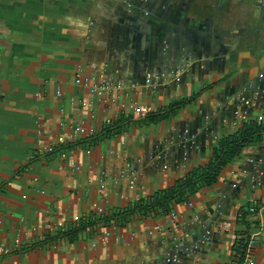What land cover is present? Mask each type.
I'll return each mask as SVG.
<instances>
[{
	"label": "crops",
	"instance_id": "0c3cea01",
	"mask_svg": "<svg viewBox=\"0 0 264 264\" xmlns=\"http://www.w3.org/2000/svg\"><path fill=\"white\" fill-rule=\"evenodd\" d=\"M77 75L120 83L117 105L75 85ZM181 101L169 120L128 123L95 144L108 122L136 121L133 105L155 113ZM237 108L264 115V10L253 0H0V263L228 264L240 235L259 233L252 261L264 264V140L174 220L60 235L208 164L236 131ZM77 126L85 133L70 140ZM250 206L247 229L236 218ZM106 229L119 242L93 247Z\"/></svg>",
	"mask_w": 264,
	"mask_h": 264
},
{
	"label": "trees",
	"instance_id": "16d2710c",
	"mask_svg": "<svg viewBox=\"0 0 264 264\" xmlns=\"http://www.w3.org/2000/svg\"><path fill=\"white\" fill-rule=\"evenodd\" d=\"M189 102L173 103L140 121L120 118L102 128L95 144L116 137L127 127L128 123L147 126L167 121ZM263 140L264 126L258 125L254 121L245 123L240 129L218 141L208 164L194 168L184 178L177 180L172 187L162 189L146 199L134 202L123 210L113 211L100 217L90 214L60 235L68 242H74L78 239V235L86 230L93 232L97 231L98 228H106L113 224L124 226L133 217L158 219L167 216L177 206L187 203L201 190L213 187L223 169L239 158L246 147ZM250 208L251 206L247 210H239L236 218L237 224L245 226L247 229L250 227V222L247 219L248 215L251 214ZM248 238V233L240 235L232 247V257L228 264H243Z\"/></svg>",
	"mask_w": 264,
	"mask_h": 264
},
{
	"label": "built area",
	"instance_id": "2783aa9c",
	"mask_svg": "<svg viewBox=\"0 0 264 264\" xmlns=\"http://www.w3.org/2000/svg\"><path fill=\"white\" fill-rule=\"evenodd\" d=\"M253 2L258 7L264 8V0H253ZM264 10V9H263ZM150 78H148L149 81ZM74 83L77 86H82L92 94L97 97L103 98V105L105 107H111L112 105H117L119 98L118 97H112V93L114 92H120L123 89V86L120 83H112L108 81L104 76L100 75L98 77V81L94 82L93 79H90L88 77H81L77 75L74 79ZM82 106H85L84 104ZM251 106V103L247 99H242L241 101V107L244 109H249ZM242 111L241 108H237L234 112V120H233V128L235 130L240 129L245 123H248L250 121H254L258 125L264 126V115H258L254 118L250 117V113L247 111ZM152 114L151 109L141 106V105H133L131 107V118L136 121H140L145 119L148 115ZM113 123L112 121L108 122L107 125H110ZM85 133V130L77 126L74 128L72 135L70 136V140H75V138L79 135H83ZM130 189H134V178L130 181ZM251 214L258 213V208L256 206H252L249 211ZM95 216L100 217L102 215H105L106 213L101 208H96L94 211ZM168 217H170L171 220L175 219L174 214L169 213ZM58 228L64 229V226L62 224L58 225ZM259 233H253L249 235L248 243L246 247V252L244 256V264H253L252 261V253L254 247L259 244ZM111 241H114L115 243L119 242V239L117 237H114L112 232L109 229L104 230L99 235V242L94 243L93 247H96L98 245H101L102 247L107 246ZM0 253L2 255H8L9 251L6 249H0ZM1 264V263H0Z\"/></svg>",
	"mask_w": 264,
	"mask_h": 264
},
{
	"label": "water",
	"instance_id": "95a60500",
	"mask_svg": "<svg viewBox=\"0 0 264 264\" xmlns=\"http://www.w3.org/2000/svg\"><path fill=\"white\" fill-rule=\"evenodd\" d=\"M262 9H264L263 7H261Z\"/></svg>",
	"mask_w": 264,
	"mask_h": 264
}]
</instances>
